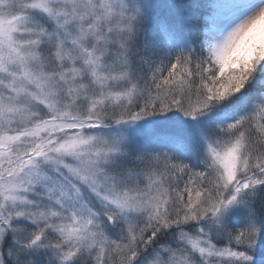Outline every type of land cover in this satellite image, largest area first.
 Returning <instances> with one entry per match:
<instances>
[{"label": "snow or ice", "instance_id": "obj_1", "mask_svg": "<svg viewBox=\"0 0 264 264\" xmlns=\"http://www.w3.org/2000/svg\"><path fill=\"white\" fill-rule=\"evenodd\" d=\"M0 264H264V0H0Z\"/></svg>", "mask_w": 264, "mask_h": 264}]
</instances>
